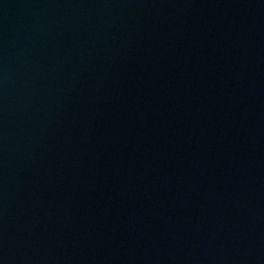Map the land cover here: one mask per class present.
<instances>
[{"label":"water","instance_id":"obj_1","mask_svg":"<svg viewBox=\"0 0 264 264\" xmlns=\"http://www.w3.org/2000/svg\"><path fill=\"white\" fill-rule=\"evenodd\" d=\"M0 264H264V0H0Z\"/></svg>","mask_w":264,"mask_h":264}]
</instances>
